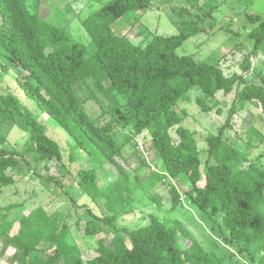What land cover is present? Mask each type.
Masks as SVG:
<instances>
[{
  "label": "trees",
  "instance_id": "16d2710c",
  "mask_svg": "<svg viewBox=\"0 0 264 264\" xmlns=\"http://www.w3.org/2000/svg\"><path fill=\"white\" fill-rule=\"evenodd\" d=\"M194 1L198 5L201 0ZM153 7L151 0H109L103 4L82 22L91 38L93 51L89 57L85 45L73 42L64 29L50 24L39 12L32 13L28 0H0V80L14 70L25 95L73 138L70 161L76 159L75 150L87 154L93 166L79 170L78 186L92 201L104 200L107 215H96L88 209L92 219L87 221L84 235L97 236L106 227L114 235L112 248L98 240L97 255L84 260L77 245L66 243L71 226L67 222L54 224L53 215L43 207L23 215L18 233L12 235L14 221L6 212L22 204H10L0 207V213L5 210L0 216V242L2 251L15 247L12 264H223L179 220L162 221L151 216L148 225L135 230L113 226L118 208L144 185L141 168L129 165L124 146L115 140L121 122L131 124L137 136L150 135L153 161L162 163L167 177H187L191 186L184 191L186 198L221 241L264 264V170L225 137L247 103L256 102L264 112V69L257 72L261 83L245 76L252 68V57L264 56V18L257 15L251 20L256 22L249 34L254 46L241 63V72L227 74L219 61L207 63L177 53L186 40L201 31V23L213 17L215 7L203 9L206 17L201 20L190 17L184 21L180 20L182 15L177 16L179 20L173 21L181 24L179 34H155L145 43L147 30L140 18ZM127 16L135 18L130 19L129 31L115 34L113 25ZM135 28L142 42L130 39ZM88 77L98 92L126 96V103L117 106L104 125L98 122L101 118L97 121L88 115L74 90L75 83ZM193 89L199 92L195 102L205 113L216 109L221 114L217 95H233L226 121L217 134L205 137V163L195 133L183 125L187 112L176 109L179 101L191 100L189 92ZM0 115L9 132L19 127L29 134L23 153L3 147L7 135L0 136V194L3 188L16 184L15 175L19 174L34 173L62 188L58 176L40 174L41 170L50 171L53 161L61 174L67 171L62 148L47 134L44 124L13 93H0ZM23 164L27 165L25 172ZM105 164L116 168L118 176L101 188L97 172ZM170 193L174 210L181 204V193L174 186ZM148 196L161 205L159 195L149 192ZM71 201L75 208L85 207L73 198Z\"/></svg>",
  "mask_w": 264,
  "mask_h": 264
},
{
  "label": "rangeland",
  "instance_id": "374dc122",
  "mask_svg": "<svg viewBox=\"0 0 264 264\" xmlns=\"http://www.w3.org/2000/svg\"><path fill=\"white\" fill-rule=\"evenodd\" d=\"M108 1L28 0V6L32 13L39 12L50 24L64 29L73 42L85 45L90 57L93 51L91 38L82 22ZM151 1L154 7L140 18L141 23L147 30L144 35L146 37L145 43H148L155 34L165 36L179 34L182 31L181 24L173 21L175 19L179 20L177 16L182 15L183 17L180 20L184 21H189L190 17L191 19L198 18V20H201L205 16L203 9L215 7L213 17L201 23V31L186 40L177 50V53L180 56H193L196 60L207 63L219 61L227 74L241 72L240 65L246 54L254 46V39L249 34L256 27V22L251 23V20H254V16L257 15L264 18V0H201L198 5L194 0H172L170 3L166 2L167 0ZM191 4L197 9L192 8ZM130 19L135 20V18L127 16L115 23L112 29L113 32L117 35L128 32ZM129 36L136 43L143 41L136 28L131 30ZM4 59L1 56L3 62ZM251 62L252 68L245 73V76L253 83H261V80L257 77V72L264 69V56L256 54L252 57ZM74 90L88 115L97 121L98 118H101L98 121L101 125L110 121L112 119L111 112L127 101L126 96L116 92L108 91V95L98 92L91 77L75 83ZM0 93L15 94L21 103L44 124L47 134L61 146L64 163L67 167V171L62 175L58 163L53 161L49 165L50 171H40V174L44 177L58 176L62 188L52 184L47 179L39 178L34 173L24 176L15 175L16 184L3 188L0 194L1 208L10 204H22V206L14 207L13 210L6 212L9 220L14 221L11 234L16 235L18 233L20 219L23 215L38 207H43L49 214L53 215L54 224L59 223L62 225L63 222H67L71 226L66 243L77 245L84 260L92 259L97 255L98 240H103L106 247L112 248L114 235L109 227H106L97 236L84 235L87 221L92 219L88 209H91L96 215H107L104 208L105 201L100 198L95 202L92 201L78 186L79 170L93 166L87 154L80 149L75 150L76 159L74 162L70 161L71 150L74 145L73 138L49 114L42 112L36 103L25 95L18 85L14 70L6 73L0 80ZM189 95L191 100L179 101L176 109L187 112L188 115L183 125L195 133L201 159L205 163L207 159L205 137L208 133L217 134L218 129L224 124L233 95L224 96L222 93L217 95V100L221 103V114L216 109L210 113L202 112L195 102V98L199 95L196 89L191 90ZM115 99L118 101L117 104L114 103ZM213 102L211 101V103ZM1 118L0 115V136L7 135V141L3 147L17 149L23 153L26 149L25 144L29 134L19 127H14L9 132L7 123L3 124ZM123 124L121 122L117 127L115 140L118 144L124 146L123 153L129 165L141 168L140 173L144 178V185L136 192L135 196H130L129 200L118 208V212H116L117 219L113 221V226L135 230L148 225L151 216H155L162 221L179 220L185 224L190 234L207 251L215 252L221 258L223 264H260L258 260L253 261L244 257V255L238 253L236 247L226 245L219 239L218 233L211 230V224L186 198L184 191L191 186L187 177L181 176L175 180L167 177L162 170V163L153 161L154 155L151 152L152 141L150 135L147 134L143 137L140 134L137 136L131 124ZM225 137L227 140L234 142L235 148L248 154L249 158L264 170V112L256 102L246 104L245 109L235 117L233 128L225 131ZM139 143L143 144L144 153L138 150ZM29 161L31 160L29 159ZM145 162L148 165L140 167ZM120 163L124 164L122 160H120ZM23 166L25 172L27 165L23 164ZM106 171L109 172L108 175L104 174ZM201 172L202 175L205 172L204 165L201 167ZM97 174L99 176V187L104 188L114 182L118 176V170L114 167L108 168L105 164L99 168ZM203 183L204 181L200 184L203 185ZM172 186L178 189L182 198L180 206L174 210H172L170 193ZM149 192L162 198L161 205L150 199ZM71 198L85 207L75 208ZM4 211L2 210L0 216ZM121 234L126 236L124 233ZM2 246L3 244L0 242V264H12L11 259L15 253V247L10 246L6 251H2ZM230 253H233L234 257H230Z\"/></svg>",
  "mask_w": 264,
  "mask_h": 264
},
{
  "label": "built area",
  "instance_id": "2783aa9c",
  "mask_svg": "<svg viewBox=\"0 0 264 264\" xmlns=\"http://www.w3.org/2000/svg\"><path fill=\"white\" fill-rule=\"evenodd\" d=\"M141 135H143V137H145L146 133H142ZM137 148H138V150H140L144 153L143 144L139 143Z\"/></svg>",
  "mask_w": 264,
  "mask_h": 264
}]
</instances>
